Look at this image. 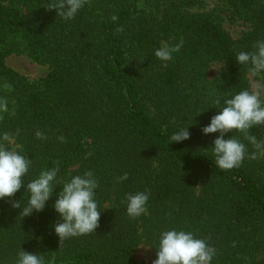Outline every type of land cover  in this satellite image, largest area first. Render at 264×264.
<instances>
[{"label": "trees", "instance_id": "16d2710c", "mask_svg": "<svg viewBox=\"0 0 264 264\" xmlns=\"http://www.w3.org/2000/svg\"><path fill=\"white\" fill-rule=\"evenodd\" d=\"M223 1L251 25L239 40L193 12L199 0H88L72 21L47 9L51 0H0V98L10 109L0 132L19 133L13 145L33 161L29 178L57 165L65 179L92 171L103 211L96 232L61 245L51 206L23 217L0 201V264H15L21 248L46 264H152L138 262L137 249L151 247L155 260L159 233L173 227L206 239L213 264H264V155L240 134L249 156L221 170L210 150L219 133H202L217 98L252 91L250 66L235 58L264 39V0ZM161 47L173 50L170 61L155 57ZM11 54L47 64V76L30 82L7 67ZM215 63L223 66L211 79ZM188 126L190 139L173 143ZM251 134L264 141V127ZM144 190L148 210L130 218L125 196Z\"/></svg>", "mask_w": 264, "mask_h": 264}, {"label": "clouds", "instance_id": "9594fccd", "mask_svg": "<svg viewBox=\"0 0 264 264\" xmlns=\"http://www.w3.org/2000/svg\"><path fill=\"white\" fill-rule=\"evenodd\" d=\"M87 3L88 0H51L46 7L55 11L60 19L72 21ZM111 19L115 22L118 16L113 15ZM178 50L177 47L174 51ZM172 51L161 47L155 50L154 55L160 61L167 62L172 59ZM235 59L239 65L250 66L253 75L264 73V39L257 40L252 51L238 52ZM214 103L220 110L202 128V133L205 136L219 133L210 148L215 166L221 170H232L240 167L249 156L247 144L237 138L240 134L257 152L264 155V141L251 134L252 129L264 127V99L261 95L242 90L231 97L217 98ZM9 111L8 100L0 98V114ZM233 130L236 135L226 139V135ZM18 134L0 132V201H9L11 208L20 209L23 217L41 213L51 206L61 221L54 225L61 245L71 238L96 232L103 212L97 200L100 184L96 175L92 171H85L65 179L60 177V167L57 165L45 168L34 178H29L32 159L11 147ZM190 135L189 126L178 127L170 139L173 143H182L189 140ZM35 136L39 140L47 139L42 131H36ZM60 139L63 140V137ZM250 158L255 159L256 152ZM128 179V174L124 173L117 177V182ZM58 187L59 192L56 191ZM22 189L23 196L19 200L14 199ZM25 197L26 203H22ZM54 197L55 202L49 205ZM149 198L148 190L127 193V215L133 219L145 215ZM154 248L157 252L152 264H213L216 256V250L206 239L183 228L173 227L160 232ZM15 264H46V261L43 253H31L21 248Z\"/></svg>", "mask_w": 264, "mask_h": 264}, {"label": "rangeland", "instance_id": "374dc122", "mask_svg": "<svg viewBox=\"0 0 264 264\" xmlns=\"http://www.w3.org/2000/svg\"><path fill=\"white\" fill-rule=\"evenodd\" d=\"M192 11L216 17L223 29L235 40L241 39L251 30L250 23L246 22L238 12L229 7L223 0H199L198 4L192 8ZM5 64L30 82L42 81L49 72L47 64L38 63L25 54H11L5 59ZM222 66V63L212 65L210 69L211 79L218 75ZM248 78L252 91L258 92L264 99V73L257 75L251 73ZM11 147L18 149L17 145L12 144ZM136 260L138 262L152 263L154 261L153 250L146 244L140 245L136 252Z\"/></svg>", "mask_w": 264, "mask_h": 264}]
</instances>
